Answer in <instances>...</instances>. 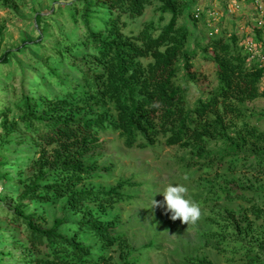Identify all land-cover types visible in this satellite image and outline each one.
<instances>
[{"label": "trees", "instance_id": "1", "mask_svg": "<svg viewBox=\"0 0 264 264\" xmlns=\"http://www.w3.org/2000/svg\"><path fill=\"white\" fill-rule=\"evenodd\" d=\"M153 1L159 2L158 11L170 14L168 22L158 28L150 20L138 33H124L122 16H140ZM63 7L85 27L83 39L53 46V53L44 56L42 65L57 88L37 97L25 96L22 103L21 119L39 145V155L9 219L25 226L28 263L94 264L97 247L85 243L86 236L102 248L125 242L118 229L119 214L109 210L129 197L120 189L132 182L120 181L109 189L81 184L108 169L100 164L101 154L95 152L103 145L102 131L118 132L127 148L138 139L152 145L162 135L167 145H194L191 155L207 157L217 166H253L264 174V131L244 121L240 107L264 98V85L259 86L264 66L249 59L236 32L213 34L212 30L211 36H201L202 41L194 40L193 47L189 46L188 30L177 26L185 9L180 0H78ZM40 19L37 14V25ZM196 47L215 64L216 86L190 107L185 94L187 81L197 79L192 68ZM64 60L76 76L59 69ZM6 110H0V120ZM227 115H236L242 124L233 126ZM213 142H221L216 159L204 151ZM6 161L0 160V164ZM3 177L6 172L0 174V179ZM57 200L62 201L61 216L51 226H43L36 213H26L31 201ZM70 214L80 216L74 219ZM229 218L234 225L235 219ZM39 253L46 258H40ZM187 260L215 264L191 255Z\"/></svg>", "mask_w": 264, "mask_h": 264}, {"label": "rangeland", "instance_id": "2", "mask_svg": "<svg viewBox=\"0 0 264 264\" xmlns=\"http://www.w3.org/2000/svg\"><path fill=\"white\" fill-rule=\"evenodd\" d=\"M77 1L0 0V110L8 109L0 120V160L7 159L0 164V174H7L0 179V264H30L25 259L28 256L25 226L9 219L23 182L32 175V164L39 155V145L21 119L22 103L25 96L37 97L57 88L49 82L51 78L45 73L43 58L53 53V46L83 39L85 27L79 20L74 21L71 11L63 7ZM180 1L185 9L177 19V26L188 30L191 47L194 40L202 41L201 36L204 39L211 36L214 28L217 31L213 34L236 32L241 43L243 24L251 26L255 15L244 0ZM158 6L159 2L153 1L140 16L123 15L126 22L123 32L136 34L150 20L156 27H162L170 14H162ZM195 7L203 11L193 21ZM208 11L216 13L214 19L207 16ZM37 14L41 16L38 25ZM196 53L192 68L197 79L187 81L185 94L190 107L216 86L215 64L204 57L201 47H196ZM59 69L71 77L77 74L67 60ZM179 80L183 82V78ZM263 85L264 79L260 88ZM240 107L242 119L264 131V98L247 101ZM227 120H232L233 126L242 124L236 115H227ZM99 137L103 145L95 152L101 154L100 164L108 169L81 184L109 189L120 181L132 183L120 189L129 197L109 210L111 214H119L118 229L125 242L102 248L94 238H84L85 243L97 247L93 253L94 264H125L126 261L127 264H191L187 260L189 255L215 264H264V174H259L253 166L241 168L228 163L217 166L207 157L191 155L194 145H167L162 135L152 145L138 139L131 148L125 147L118 132L111 129L100 132ZM206 146L204 151H210L215 159L220 155L221 142ZM51 148L47 146L48 152ZM204 166H209L208 170ZM169 183L185 186L187 198L200 207L201 215L195 223L187 225L179 218L173 220L162 206H151L152 198L163 199L157 192ZM61 206L59 200L31 201L26 213H36L43 226H51L61 216ZM79 216L70 214L74 219ZM229 217L235 219L234 225ZM39 257L46 258L43 253Z\"/></svg>", "mask_w": 264, "mask_h": 264}, {"label": "built area", "instance_id": "3", "mask_svg": "<svg viewBox=\"0 0 264 264\" xmlns=\"http://www.w3.org/2000/svg\"><path fill=\"white\" fill-rule=\"evenodd\" d=\"M251 6L253 12L252 25L243 24V40L241 44L247 51L250 60L256 59L259 66H264V0H244ZM202 9L195 7L193 10L194 18H200L202 15ZM216 13L214 11H208L207 16L214 19ZM255 29L260 30V34H257ZM217 31V28H214Z\"/></svg>", "mask_w": 264, "mask_h": 264}, {"label": "clouds", "instance_id": "4", "mask_svg": "<svg viewBox=\"0 0 264 264\" xmlns=\"http://www.w3.org/2000/svg\"><path fill=\"white\" fill-rule=\"evenodd\" d=\"M187 189L181 184L169 183L161 192L163 199L160 201L152 198V205H159L170 214L171 219H180L182 223H195L200 215V207L185 195Z\"/></svg>", "mask_w": 264, "mask_h": 264}]
</instances>
